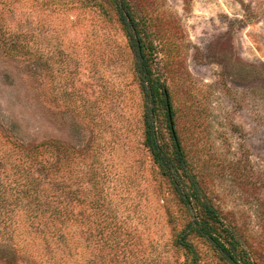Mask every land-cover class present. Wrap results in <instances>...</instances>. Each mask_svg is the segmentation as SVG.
<instances>
[{
	"label": "rangeland",
	"instance_id": "rangeland-1",
	"mask_svg": "<svg viewBox=\"0 0 264 264\" xmlns=\"http://www.w3.org/2000/svg\"><path fill=\"white\" fill-rule=\"evenodd\" d=\"M115 1L0 0V264H187L190 215L146 145L147 110L170 143L167 111L119 4L192 172L264 264V0Z\"/></svg>",
	"mask_w": 264,
	"mask_h": 264
},
{
	"label": "trees",
	"instance_id": "trees-1",
	"mask_svg": "<svg viewBox=\"0 0 264 264\" xmlns=\"http://www.w3.org/2000/svg\"><path fill=\"white\" fill-rule=\"evenodd\" d=\"M118 12L130 36L137 34L139 37L138 40L132 41L140 60L145 99L154 105L155 113L159 102H162L165 111H167L166 122L168 124L170 143L166 142L163 138L162 140L160 139L153 118L154 113L147 110L146 145L150 149L163 175L169 180L178 198L190 215V222L177 237L178 245L182 246L187 253V264H197L194 245L190 240L191 236L206 241L226 264H253L249 259L248 253L241 248L236 234L223 221L218 210L207 196L200 180L192 172L178 132L174 125L170 124L171 118L174 117L170 98H168L167 92L161 90L148 65L145 46L142 43L141 32L139 31L137 22L134 19H130L125 7L120 4L118 5ZM18 127L20 126L17 123L12 124L11 122L10 131L16 135L18 133H16L15 129ZM20 144H23V141L18 145ZM186 188H188V191L185 190ZM34 190V187L33 189H29L28 195H32L33 193L31 192Z\"/></svg>",
	"mask_w": 264,
	"mask_h": 264
}]
</instances>
